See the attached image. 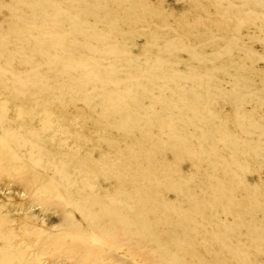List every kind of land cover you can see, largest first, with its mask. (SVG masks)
<instances>
[{"label": "rangeland", "instance_id": "1", "mask_svg": "<svg viewBox=\"0 0 264 264\" xmlns=\"http://www.w3.org/2000/svg\"><path fill=\"white\" fill-rule=\"evenodd\" d=\"M30 1L32 0H24ZM100 1L103 6L96 7L99 9L98 15L88 14L82 17L86 21L88 34L92 36L89 44L97 47L101 45L102 37H105L107 45L113 49L120 48L126 53L125 58L136 61L139 67L128 74L124 67H121L125 61L119 54H105V49L101 47V52L91 55L90 51L78 45L81 47L78 51L83 58L91 56L92 62V57H95L100 65L84 66L87 68H80L82 73L76 75L73 72L71 77L77 80L83 73L90 75L97 67L107 69L110 65H118L120 67L116 69L115 75L121 81L131 77L154 97L161 92L158 93L154 84L148 81L150 77L148 57L159 56L161 57L159 60H163L167 67L181 73V86L191 88L193 95H201L203 90L200 84L202 81H208L212 117L208 124L192 129L190 145L197 149L196 139L199 137L196 136L201 135L216 140L223 137L228 143H216L215 153L205 157L204 164L192 160L194 166L179 170L175 178L182 183L191 178H199L202 183V193L199 197L211 202L213 191L210 184L216 181L205 180L204 174H210L211 167L217 162L226 165L219 170L227 172H224L223 178L225 184L232 187L234 206L229 212L227 207L233 204H229L228 201L212 202L214 211L219 221L232 228H238L241 223L245 225L244 228L235 230L234 234L244 246L250 262L264 264V242L257 241L262 251L257 250L251 241L253 234L257 238L261 235L264 238V0H109V2L98 0ZM12 2L18 1L7 0L6 5L5 0H0V8L5 10L0 13V24L7 21L6 17H9L10 10L14 7ZM70 5L71 3H68L65 9L75 13L74 8H69ZM133 6L137 13L127 16L128 9ZM142 6L146 8L141 9ZM21 13L26 14V9L21 8ZM65 13L62 18H68ZM115 18L119 21H113ZM93 33L97 37H94ZM167 43H171L169 47L166 46ZM14 45L19 43H11V46ZM33 60L40 63L42 58L34 55ZM14 66L20 67L22 71L29 67L20 63H15ZM143 67L146 70L143 71ZM97 70L100 71L98 68ZM186 75L191 76L193 82L188 81ZM83 91L85 93L93 91V85L91 83L85 85ZM165 94L169 96L172 93L166 91ZM135 100L140 107L149 105L148 99L141 96ZM16 101L17 99L8 92L0 93V114L5 115L7 123L20 135L22 129L16 120L18 114ZM65 106L64 117L54 98V103L49 107L51 121L66 126L70 119L73 121L76 119L73 116L82 115L85 143L88 138L99 142L94 141L91 145L83 143L78 149L75 145L79 144V141H73L69 135L58 131L56 124L53 126L48 124L47 130L40 132V118L46 115L33 113L35 114L33 118L26 117V121L32 124L29 126L39 130L41 140L46 142L51 151L61 147L59 153L75 152L81 157H90L94 154L89 146H94L93 149L99 150L102 155L110 152V145L117 152L127 151L126 142H133L132 139L136 136V133L133 134L127 129L125 133L115 130L111 124L115 116L108 117L109 124L106 125L100 115L99 104L91 110L83 102L77 105L67 103ZM163 108L166 107L155 106L158 113ZM167 109L179 132L184 127L181 111L176 107ZM214 125H218L219 129H215ZM184 130L186 132V128ZM154 132L155 138L168 136L165 130ZM5 136L0 132L2 140L6 138ZM7 145L8 148L10 145L15 149L14 154L10 152L7 154L11 157L13 169L17 168L18 171L10 175L9 171L0 168V221L3 223L4 232L9 233L8 238H0V252L10 251V254L29 256L35 259L34 264H79L77 256L81 251H89L88 259L82 260L83 264H151L144 258L132 256L124 246L117 247L110 239L100 238L78 210L65 201L57 200V195L51 192L52 186L60 190L64 188L75 190L76 184L87 182L81 172H75L74 165L64 166L65 169L57 162L49 160L35 164L26 158L27 147L10 141V138ZM151 146L155 148L154 143ZM146 147L150 148V145ZM175 155L168 150L158 160L159 164L166 163L165 168L168 166L166 169L169 173L178 170L177 165L180 162ZM176 156L179 159L184 155ZM186 156L190 157L189 154ZM234 175H237L236 179ZM229 197L230 194L227 193L223 200ZM183 198L185 197H180L184 203ZM207 211L206 218L210 220V211ZM168 225H157V231L161 241L165 244L169 242L174 248L172 231L181 236H185V233H181L177 226ZM213 225L214 223H209L208 228ZM72 226L78 230L73 238L79 244L69 238V241L63 242L64 247L69 250L58 251L49 247L46 241L64 237L63 231ZM190 236L191 242L204 255H209L210 252L211 256H215L218 253L227 264H237L224 249L211 242L210 238L207 240L203 233L190 232ZM210 244L216 246L212 247ZM204 246H209V250L207 251ZM181 248L179 245L174 250L184 253ZM95 251L100 254L95 255ZM29 257L24 264L29 263Z\"/></svg>", "mask_w": 264, "mask_h": 264}, {"label": "bare ground", "instance_id": "2", "mask_svg": "<svg viewBox=\"0 0 264 264\" xmlns=\"http://www.w3.org/2000/svg\"><path fill=\"white\" fill-rule=\"evenodd\" d=\"M17 1L12 2L14 7L10 10L9 17H6L7 21L0 24V93L8 92L17 99L16 120L23 132L21 131L19 135L12 129L2 113L0 114V132L6 135L5 141L8 142L10 138V141L27 147L26 158L29 161L40 164L41 161L49 160L57 162L62 167L74 165L75 172H81L84 175L87 182L76 184L75 190L70 188L60 190L52 186L51 192L57 195V200L65 201L66 204L78 210L100 238L110 239L117 247L124 246L132 256L144 258L151 264H224L225 261L218 256V253L215 256H211L210 252L209 255H204L191 242L190 232L203 233L207 240L210 238L211 242H215L217 246L224 249L237 264H256L253 261L250 262L244 246L234 234L235 230L244 228L245 225L241 223L238 228H232L223 221H219L214 211L212 202L228 201L229 204H233L227 207L229 212V209L234 206L232 187L226 185L223 178L226 171L219 170L226 165L217 162L211 167L210 174H204L205 180L216 181L210 184L213 191L211 202L199 197L202 193V183L199 178H191L184 183L175 178L179 170L194 166L193 161L204 164L205 157L215 153L216 143H228V140H224L223 137H218L216 140L204 135H195L199 137L196 139L198 148L190 145L189 137H193L192 129L208 124L212 117L208 81L201 82L200 87L203 90L201 95H193L191 88L181 86V73L172 67H167L163 60H159L161 58L159 56L148 57L150 59L148 81L154 84L158 93L161 92L154 97L131 77L121 81L115 75L116 69L120 67L118 65H110L107 69L97 67L100 71L95 68L90 75L83 73L79 79L75 80L71 77V73L75 72L79 75L82 73L80 68H87L84 66L100 65L95 57H92V62H90L91 56L83 58L78 51L81 49L78 45L90 51L91 55L101 52L102 48L105 49V54H119L125 61L121 67H124L128 74L129 71L139 67L136 61L125 58L126 53L120 48L113 49L107 45L105 37H102L103 41L97 47L89 44L92 36L88 34L85 27L86 21L82 17L88 14L98 15L99 9L96 7L101 6L102 2L98 0ZM68 3H71L69 8H74L76 16L74 12L65 9ZM5 4H8L7 0ZM19 7L25 8L26 14L23 15ZM143 8L146 7L142 6L141 9ZM3 11L5 10L0 8V13ZM64 13L68 15V18H62ZM136 13L137 10L133 6L128 9L127 16H133ZM117 20V18L113 19L115 22ZM109 22L111 24L112 19ZM92 35L97 37L95 33ZM13 42H18L19 45L11 46ZM170 44L167 43L166 46L169 47ZM34 55L42 58L40 63L33 60ZM15 63L29 67L22 71L20 67L14 66ZM142 69L146 70L144 67ZM185 78L191 82L194 80L189 75ZM89 83L93 85V91L85 93L83 87ZM166 91L172 94L167 96ZM138 96L148 99L149 105L140 107L135 100ZM54 98L59 104L58 108L62 116L67 103L77 105L83 102L90 110L99 104L100 115L106 125L109 124L108 117L115 116L111 121L113 128L123 133L126 129L133 134L136 133L132 139L133 142L127 141V151L121 152H117L110 145V152L103 155L99 150L93 149L94 146H89L94 153L90 157H81L75 152L59 153L61 147L55 151L49 150L46 142L41 140L38 131L45 132L48 124L52 126L56 124L51 121L49 113V107L51 103H54ZM156 105L166 108L158 113V110H155ZM173 107L182 113L184 127L179 132L167 109ZM33 113L40 116L46 115L40 118L39 130L30 127V123L25 119L33 118L35 116ZM82 117V115L73 116L76 119L74 121L70 119L66 126L56 124L58 131L69 135L73 141H79V144L75 145L78 149L83 143L91 145L94 141L99 142V140L88 138L85 143ZM185 128L186 132H184ZM214 128L219 129L218 125H214ZM155 130L161 132L165 130L168 136L155 138ZM4 140L0 137V168L6 169L11 175L18 170L13 169L11 157L7 153L14 154L15 149L10 145L8 148ZM152 143L155 148L151 146ZM148 145L150 148L146 147ZM168 150L176 155H184L179 159L175 155L180 164L177 165L178 170L171 173L166 169L168 166L165 168L166 163H158ZM186 154L190 157L187 158ZM236 176L234 175V179ZM227 193L230 197L223 200ZM181 196L185 197L184 203L180 199ZM206 210L210 211V220L206 218ZM209 223L214 225L208 228ZM160 224L177 226L181 233H185V236H181L172 231L173 247L178 248L181 245L184 253L174 250L169 242L165 244L161 241L157 231V225ZM3 228V223L0 221V238L5 239L8 238L9 233H5ZM77 231V228L72 226L63 231L64 237L46 242L54 250L68 249L64 247L63 242L71 238L79 244L73 238ZM252 238L251 241L256 245V249L262 250L257 241L264 242L263 236L257 238L253 234ZM206 239L205 242H207ZM148 245L153 247L149 248ZM210 246L216 245L210 244ZM204 247L207 251L209 250V246ZM9 252H0V264H24L29 257ZM88 253L89 251H81L78 254L79 264L84 263L82 260L88 259ZM94 254L100 253L95 251ZM29 258L28 264L36 262L35 259Z\"/></svg>", "mask_w": 264, "mask_h": 264}]
</instances>
